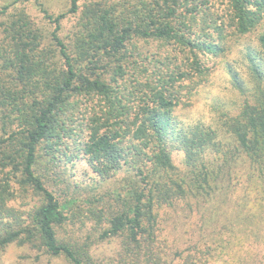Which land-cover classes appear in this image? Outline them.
Segmentation results:
<instances>
[{"label": "trees", "instance_id": "trees-1", "mask_svg": "<svg viewBox=\"0 0 264 264\" xmlns=\"http://www.w3.org/2000/svg\"><path fill=\"white\" fill-rule=\"evenodd\" d=\"M28 1L0 0V251L264 264V0ZM219 67L226 96L176 120ZM171 210L192 220L184 245L167 246Z\"/></svg>", "mask_w": 264, "mask_h": 264}, {"label": "rangeland", "instance_id": "rangeland-1", "mask_svg": "<svg viewBox=\"0 0 264 264\" xmlns=\"http://www.w3.org/2000/svg\"><path fill=\"white\" fill-rule=\"evenodd\" d=\"M23 1V0H21ZM47 5L51 6L53 9L60 11L62 8L67 6L68 0H42ZM27 5L34 6L33 0L26 2ZM32 3V4H31ZM253 45V37H247L244 39L242 44L237 48L233 49L231 52V58H237L239 56V50L245 45ZM216 56L211 57L208 61L209 66H214L216 62ZM230 75L223 68L219 67L214 71L207 82L202 88L197 91V94L193 100H190V105L182 104L173 111V117L182 122L189 123L194 118H206L210 115V106L213 102V98L223 95L226 96L228 90L226 86L230 84ZM75 168L71 171L75 176L73 179L82 180L86 173H90V169L85 161L76 162ZM77 181V182H79ZM88 224L85 227V231L90 227ZM192 227V220L183 215H179L178 212L173 210L168 212L165 217L164 223V235L169 239L168 247L173 246V244L184 245L189 239ZM93 239V237L91 238ZM95 247L93 252L99 258H109L117 254L118 245L115 239L109 240H94ZM96 256V258H98ZM0 264H65L64 259L50 257L41 252H36L28 246H20L16 243L9 245L4 251H0Z\"/></svg>", "mask_w": 264, "mask_h": 264}]
</instances>
